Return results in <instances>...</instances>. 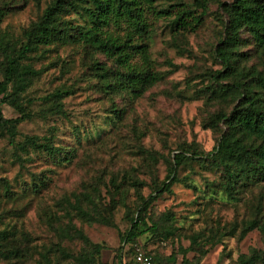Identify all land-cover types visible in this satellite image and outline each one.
Returning a JSON list of instances; mask_svg holds the SVG:
<instances>
[{
    "label": "rangeland",
    "instance_id": "374dc122",
    "mask_svg": "<svg viewBox=\"0 0 264 264\" xmlns=\"http://www.w3.org/2000/svg\"><path fill=\"white\" fill-rule=\"evenodd\" d=\"M51 1L0 0V10L7 12L0 33L19 38ZM181 1L195 8L193 0H154V4L166 8ZM231 1L211 0L203 24L175 39L167 27L170 19L148 17L154 28L150 57L164 79L134 103L126 96H105L99 91L80 48L51 47L44 58L33 59V68L41 75L25 98L37 100L58 88L72 94L63 100V116L48 115L40 101L27 106L32 116L20 123L15 139L17 143L24 136L50 138L62 148L61 157L15 151L0 131V178L13 192L10 198L0 197V230L8 232L10 248L29 254L11 260L0 257V264H37L42 255L52 264H70L80 254L94 257L93 264H118L120 257L128 261L133 244H122L121 236L140 198L164 180L175 153L211 151L219 131L206 128L205 122L232 106L229 101L208 102L201 94L211 84L205 75L221 68L213 57L225 20L218 5ZM96 58L105 62L101 55ZM250 64L260 67L257 59ZM114 106L124 111L123 120L115 124L111 121ZM1 114L7 119L19 116L6 103ZM178 178L180 182L147 211L158 232L139 237L134 245L151 252L160 264H235L239 256L263 249L259 231L242 237L240 233L254 216L264 220V182L231 198L218 187L220 173L207 164L188 163L179 169ZM110 179L117 180L123 196L109 192ZM84 193L92 195L95 205L83 200L82 206L97 216L95 222L80 218L66 203L67 199L73 202L74 196L84 199Z\"/></svg>",
    "mask_w": 264,
    "mask_h": 264
},
{
    "label": "trees",
    "instance_id": "16d2710c",
    "mask_svg": "<svg viewBox=\"0 0 264 264\" xmlns=\"http://www.w3.org/2000/svg\"><path fill=\"white\" fill-rule=\"evenodd\" d=\"M210 1L193 0L195 8L191 9L182 1L156 8L154 0H52L19 38L0 33V131L6 133L15 151L28 154L31 150L51 158L61 157L62 148L52 144L50 138L24 136L22 142L15 143L18 126L32 116L27 106L40 101L46 104L48 115L63 116V100L72 94L68 89L58 88L37 100L25 98L28 89L41 75V70L33 68V59L44 58L51 47L80 48L89 59L88 69L96 79L99 91L105 96H126L134 103L164 79V74L156 70L150 57L149 44L154 28L148 17L170 19L167 27L175 39L203 24ZM218 7L225 20L221 22L222 35L213 49V57L221 68L205 75L211 84L201 94L208 102L229 101L232 106L228 112L218 111L205 122L206 128L219 131L211 151L186 149L172 156L164 180L155 183L146 198H140L129 228L121 236L122 244L134 245L139 237L158 232V225L148 220L147 211L154 201L180 182L178 171L188 163L207 164L219 172L222 180L218 187L231 198L241 189L264 182V0H232ZM6 14L0 10V25ZM243 47L248 50H241ZM97 55L103 56L105 62H100ZM252 58L260 61V67L248 66ZM227 80L229 82L223 83ZM5 103L19 116L4 118L1 106ZM111 115L115 124V121L123 120L124 111L114 106ZM15 159L20 160V157L16 154ZM64 160L67 161L68 156ZM137 185L133 184L134 187ZM107 188L120 197L125 193L116 179H110ZM214 192L211 190L212 194ZM12 193L9 184L0 178V197L10 198ZM81 197L84 199L74 196L73 202L67 199L66 203L80 218L97 221V216L82 206L83 200L95 205L92 195L84 193ZM102 223L108 221L102 220ZM253 230L260 232L263 249L239 256L235 264H264V220L254 216L245 223L240 236ZM8 239V232L0 230L1 258L11 260L29 255L27 250L19 247L10 248ZM146 253L152 257L153 264H160L155 255ZM72 259L70 264L95 263L94 257L87 254ZM36 263L52 264L45 255ZM118 264H124L121 257Z\"/></svg>",
    "mask_w": 264,
    "mask_h": 264
},
{
    "label": "built area",
    "instance_id": "2783aa9c",
    "mask_svg": "<svg viewBox=\"0 0 264 264\" xmlns=\"http://www.w3.org/2000/svg\"><path fill=\"white\" fill-rule=\"evenodd\" d=\"M124 264H153L152 257L142 248L133 245L132 253L127 262Z\"/></svg>",
    "mask_w": 264,
    "mask_h": 264
}]
</instances>
